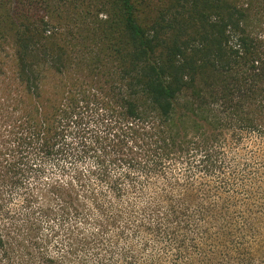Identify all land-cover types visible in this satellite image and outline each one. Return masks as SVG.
Wrapping results in <instances>:
<instances>
[{"label": "trees", "instance_id": "1", "mask_svg": "<svg viewBox=\"0 0 264 264\" xmlns=\"http://www.w3.org/2000/svg\"><path fill=\"white\" fill-rule=\"evenodd\" d=\"M14 3L0 264H264V0Z\"/></svg>", "mask_w": 264, "mask_h": 264}, {"label": "rangeland", "instance_id": "2", "mask_svg": "<svg viewBox=\"0 0 264 264\" xmlns=\"http://www.w3.org/2000/svg\"><path fill=\"white\" fill-rule=\"evenodd\" d=\"M18 10V8H16V4L14 3V0H0V45L4 44V43H8L9 45L13 42V40L16 37V34L21 30L20 28V22L18 21V19L16 18V11ZM35 15L42 16V12L39 11V9L37 11H35L34 13ZM71 74H73V76L70 77H66V76H53L51 75L48 79V83L50 84L49 86H53L55 85L58 86L59 82H62L63 80H65V78H72L75 76H78L77 74L75 75V72H71ZM83 75V74H82ZM85 75V74H84ZM87 76V75H85ZM89 77V76H87ZM89 80H92L90 77L89 78H85V77H81L80 82H87L89 84H91ZM62 90H59V92H61ZM59 99H61V96L59 97ZM27 106V103L25 104ZM8 106V105H7ZM6 106V107H7ZM25 106V107H26ZM2 108H4V106L2 105ZM10 107L4 108L6 109L8 112ZM12 124V121L4 118L3 116L0 117V146H3L5 144V142H9L10 140H8V132H9V125ZM50 168V167H49ZM20 205V200L18 197L15 198V200H13L11 203L6 205L7 209H12L14 210V208L16 206ZM24 209V208H23ZM22 208L19 207V210L16 211L17 215L20 214L22 215ZM12 215L14 216H9V217H16V214L12 213ZM10 221L9 219H6V222ZM1 222V221H0ZM48 225L49 223L47 221H42L41 222V235L40 240L44 241V240H51V242H49L47 245L44 244L43 246H45L44 250L46 251V253L49 256L52 257H56L57 259L59 256V252H62V258L65 257V254L67 252V249L65 247V240L64 238L60 237H50V231L48 229ZM71 226V225H69ZM67 227V226H66ZM82 232H92L96 226L93 223H89V226H83L82 227ZM51 238V239H50ZM107 238H103L102 240H106ZM96 241L98 240H94L92 239L91 243L93 248H97V244ZM59 251V252H58ZM104 251H102L103 253ZM17 254V253H16ZM93 254H95L93 252V249L90 250V248L85 249L84 252L77 254L73 257V259H71L69 262H65L64 259L59 260V264H97V259L95 257V255L93 256ZM28 259H23V261H29L31 257L27 256ZM39 258V257H37ZM41 258V257H40ZM37 259L36 261L38 263H41L42 260L41 259ZM1 260V258H0ZM14 260L16 262L21 261V259L19 258L18 254L17 256L14 257Z\"/></svg>", "mask_w": 264, "mask_h": 264}]
</instances>
